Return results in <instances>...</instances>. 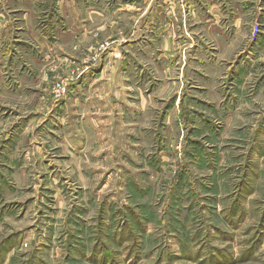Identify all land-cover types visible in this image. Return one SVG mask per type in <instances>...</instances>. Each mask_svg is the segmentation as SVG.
Here are the masks:
<instances>
[{"label": "rangeland", "instance_id": "rangeland-1", "mask_svg": "<svg viewBox=\"0 0 264 264\" xmlns=\"http://www.w3.org/2000/svg\"><path fill=\"white\" fill-rule=\"evenodd\" d=\"M253 2L240 69L198 71L184 56L164 68L157 45L152 59L120 55L130 94L102 109L89 81L117 40H101L22 88L25 101L1 99L0 264H264V0Z\"/></svg>", "mask_w": 264, "mask_h": 264}, {"label": "crops", "instance_id": "crops-1", "mask_svg": "<svg viewBox=\"0 0 264 264\" xmlns=\"http://www.w3.org/2000/svg\"><path fill=\"white\" fill-rule=\"evenodd\" d=\"M255 15L253 0H0V101H25L22 88L41 86L44 72L64 70L101 40H117L106 57L115 61L89 81L97 87L89 95L102 102V109L130 94L122 90V74L116 75L128 65L120 55L130 53L133 59L145 53L152 59L157 45L164 68L175 57L180 65L184 56V65L193 62L198 71L240 69L248 58ZM260 15L259 48L264 46V11ZM8 70L20 76L5 78Z\"/></svg>", "mask_w": 264, "mask_h": 264}, {"label": "built area", "instance_id": "built-area-1", "mask_svg": "<svg viewBox=\"0 0 264 264\" xmlns=\"http://www.w3.org/2000/svg\"><path fill=\"white\" fill-rule=\"evenodd\" d=\"M58 91L61 92H65L66 91V85L64 84L63 87H58Z\"/></svg>", "mask_w": 264, "mask_h": 264}]
</instances>
